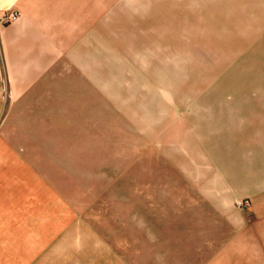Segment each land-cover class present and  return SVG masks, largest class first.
Wrapping results in <instances>:
<instances>
[{
    "label": "rangeland",
    "instance_id": "1",
    "mask_svg": "<svg viewBox=\"0 0 264 264\" xmlns=\"http://www.w3.org/2000/svg\"><path fill=\"white\" fill-rule=\"evenodd\" d=\"M58 2L34 158L0 176L69 231L38 264H264V0Z\"/></svg>",
    "mask_w": 264,
    "mask_h": 264
},
{
    "label": "crops",
    "instance_id": "2",
    "mask_svg": "<svg viewBox=\"0 0 264 264\" xmlns=\"http://www.w3.org/2000/svg\"><path fill=\"white\" fill-rule=\"evenodd\" d=\"M59 6L58 0H0V12L20 13L10 23L0 22V176L19 172L14 170L16 166L28 167L24 159L34 158L22 150L23 142L33 141L32 136L15 131L14 124L18 118H31L27 111L36 105L47 103L43 94H49L54 84L49 77L53 79L51 73L62 57L55 31L57 24L63 28L64 11ZM4 182L0 181V207L20 205L2 196L1 191L7 189ZM14 210L4 213L0 209V264H38V255L49 247L54 254L63 255L58 248L64 244L55 238L66 237L69 231H55L52 215L22 216L16 213L18 208ZM255 244H259L258 238ZM101 253L94 249L95 259L101 260ZM54 264L65 261L57 259Z\"/></svg>",
    "mask_w": 264,
    "mask_h": 264
},
{
    "label": "built area",
    "instance_id": "3",
    "mask_svg": "<svg viewBox=\"0 0 264 264\" xmlns=\"http://www.w3.org/2000/svg\"><path fill=\"white\" fill-rule=\"evenodd\" d=\"M19 12L17 11H9V10H4L0 12V22L7 24L10 23L14 20H16L19 16Z\"/></svg>",
    "mask_w": 264,
    "mask_h": 264
}]
</instances>
